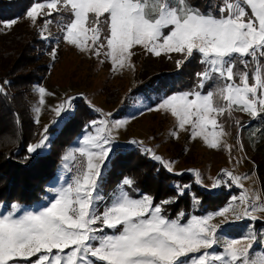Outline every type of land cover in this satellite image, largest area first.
<instances>
[{
	"label": "snow or ice",
	"instance_id": "snow-or-ice-1",
	"mask_svg": "<svg viewBox=\"0 0 264 264\" xmlns=\"http://www.w3.org/2000/svg\"><path fill=\"white\" fill-rule=\"evenodd\" d=\"M213 8L216 11L204 13L189 0H44L26 6L23 15L33 26L44 18L38 28L42 39H48L44 34L55 22L60 31L57 45L63 39L90 57L103 56L101 63L110 61L113 71L134 68L131 59L136 46L156 57L180 54L175 59L177 69L199 55L203 70L195 74V86L161 97L157 105L145 110L170 113L176 129L188 131L192 139L202 138L211 149L223 146L230 151L232 146L222 140L228 133L219 118L226 115L234 120V112L253 119L264 116V0H219ZM54 13L56 21L51 19ZM19 19L0 24L11 29ZM50 56L57 58V48H52ZM34 92L38 103L32 108L33 122L39 124L45 98L53 94L41 85L34 86ZM2 94L5 90L0 86ZM74 99L68 96L51 108L54 119L44 126L36 143L27 145L26 160L48 147L52 125L72 120ZM111 115L101 113L100 120L85 125L82 139L78 137L62 156L68 178L62 176L63 184L49 187V195L38 207L24 209L15 202L3 206L0 264H264V255L253 254L255 243L264 246V231L259 239L251 227L241 238L225 231L245 218L255 221L253 213L264 212L259 195L250 196L243 188L241 181L247 176L222 170L210 178V190L236 186L242 191L223 208L190 215L186 222L183 211L176 218L165 215V206L176 203L190 185H174L177 197L156 203L153 196L135 188L132 178L124 177L105 198L101 184L116 151L113 129L128 122L111 120ZM235 123L243 127L239 120ZM257 133H264V128H257L253 137ZM170 135L178 133L172 130ZM127 143L139 145L143 154L173 173L174 162L140 141ZM68 161L76 163L70 166ZM189 171L195 173L196 184L202 185L200 172ZM192 201L197 206L201 203L195 194ZM216 218L220 219L214 223Z\"/></svg>",
	"mask_w": 264,
	"mask_h": 264
},
{
	"label": "rangeland",
	"instance_id": "rangeland-1",
	"mask_svg": "<svg viewBox=\"0 0 264 264\" xmlns=\"http://www.w3.org/2000/svg\"><path fill=\"white\" fill-rule=\"evenodd\" d=\"M199 1L189 0V3L204 13L209 10L216 11L213 7L211 8V5L203 9ZM19 2H26L27 6H31L33 2H44V0H19ZM216 14L219 13L216 12ZM51 19L56 21L57 14L54 13ZM43 24L44 18H38L37 26H33L31 21L23 16L11 29H3L0 25V39L12 32V29H15L19 32L33 31L39 40L37 46L40 52L39 64L44 65L47 71L41 81L34 83L29 89L27 100L33 120L32 108L38 103V95L34 92V86H44L53 95L45 98L46 105L42 108L39 117L40 122L37 124L39 136L36 142L40 139V133L43 131L44 126L50 124L54 119L51 108L66 97L71 96L75 98L73 101L74 107L79 102L85 104L92 116L90 121L100 120L102 118L101 113H111L112 115L109 118L111 120L128 121L123 127L113 129V135L116 137L115 152L137 148L143 154L139 145H129L127 143L129 140H136L142 142L144 147L152 149L155 154L161 156L164 160L174 162L171 165L173 173H169L159 162L152 160L150 155H146L148 160L160 166L166 174L179 177L181 175H175L174 173H182V175L187 176L188 180L182 185L178 180L168 183V186L176 191L175 197H177V190L174 185H193L210 195L223 194L225 197L221 207L223 208L232 196H239L242 191L236 186H222L210 190L212 182L210 178L217 177L222 170H227L237 176H247L246 179L241 181L243 188L248 190L250 196L253 193L258 194L260 200L264 201V133H257L255 137L252 135L257 128H264V116L261 119H253L244 112H234V120H229L226 115L220 117V122L224 124V130L228 133V135L222 137V140L232 146L229 151L225 150L223 146L219 149H211L207 147L202 138L192 139L188 131L176 129L175 119L170 113L145 110L148 106L157 105L161 97L188 91L195 86L197 81L195 74L203 70L202 65L199 63V55L177 69L175 59H179L180 54H168L174 59H169L168 55L156 57L145 54L143 49L136 46L134 49L135 55L131 59L134 68L126 67L119 71H113L110 61L101 63L103 56L99 59L94 56L90 57L88 54L78 51L74 46L68 45L63 39L57 45L56 38L60 36V31L55 22L49 25L48 31L44 34L48 39H42L38 28L42 27ZM54 47L57 48V58L52 60L50 53ZM209 87L211 85L206 86L203 91L207 92ZM94 109H99L100 112ZM141 112L143 114H140ZM133 116L134 119H132ZM235 120H239L243 127H238ZM62 125H52L50 129L54 130L49 131L50 138L57 135ZM172 130L177 131V137L170 135ZM84 131L85 126L63 149L39 199L28 205L15 203H19L24 209L38 207V202L43 201L49 195V187H58L63 184L64 181L61 177L63 176L66 179V170L63 167L62 156L65 154L66 149L73 146V142L78 137L82 139ZM208 131H212L211 126H209ZM238 139L239 143L237 142ZM47 148L39 154H44ZM143 155L145 156V154ZM67 163L70 164V161ZM189 170L200 172L202 185L196 184L195 173ZM224 179L227 180V177H224ZM103 184L104 182H102L101 188L104 197L107 198L116 186L106 188ZM186 192L190 194V190ZM189 196V205H186V208L177 209L171 218H176L177 214L183 211L186 214L183 222H186L190 215H204L213 212L201 211L197 205H194L192 195ZM12 203H0V212L5 211L4 205ZM100 211H103V204L100 205ZM253 215L257 217L255 221L245 218L230 224L225 229L227 235L241 238L251 227L259 239V234L264 231V212H255ZM219 219L216 218L213 222H218ZM253 254L257 257L264 255V246L255 243Z\"/></svg>",
	"mask_w": 264,
	"mask_h": 264
},
{
	"label": "trees",
	"instance_id": "trees-1",
	"mask_svg": "<svg viewBox=\"0 0 264 264\" xmlns=\"http://www.w3.org/2000/svg\"><path fill=\"white\" fill-rule=\"evenodd\" d=\"M214 3H219V0L199 1L203 9L210 5L212 8ZM26 6V2L19 0H0V21L21 19ZM38 45L39 40L33 31L12 29L0 39V86L5 90V94L0 95V203L28 205L37 201L63 149L92 119L85 104L77 103L72 120L63 124L57 135L50 139L47 151L25 159L27 145L35 143L39 136V127L33 122L27 100L29 89L34 83H39L47 71L44 65L39 64ZM5 80L10 83L3 84ZM124 177L132 178L135 188L153 196L156 203L176 196V191L168 186L170 181L178 180L182 185L188 180L185 175L175 177L166 174L137 148L115 152L106 169L103 185L115 187ZM190 194H195L201 201L197 207L203 212L221 208L225 198L223 194L210 195L193 185L190 186ZM190 194L185 192L176 203L166 205L165 215L171 218L177 209L186 208Z\"/></svg>",
	"mask_w": 264,
	"mask_h": 264
},
{
	"label": "built area",
	"instance_id": "built-area-1",
	"mask_svg": "<svg viewBox=\"0 0 264 264\" xmlns=\"http://www.w3.org/2000/svg\"><path fill=\"white\" fill-rule=\"evenodd\" d=\"M76 155L78 156V153ZM75 163H76L75 161H70L69 165L71 166V165H74ZM68 176H69V173L66 172V178H68Z\"/></svg>",
	"mask_w": 264,
	"mask_h": 264
},
{
	"label": "crops",
	"instance_id": "crops-1",
	"mask_svg": "<svg viewBox=\"0 0 264 264\" xmlns=\"http://www.w3.org/2000/svg\"><path fill=\"white\" fill-rule=\"evenodd\" d=\"M45 151V150H44ZM65 176H66V171H65ZM117 186V185H116Z\"/></svg>",
	"mask_w": 264,
	"mask_h": 264
}]
</instances>
